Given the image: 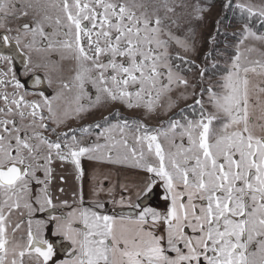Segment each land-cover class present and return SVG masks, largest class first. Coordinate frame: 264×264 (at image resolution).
<instances>
[{"label":"snow or ice","instance_id":"obj_1","mask_svg":"<svg viewBox=\"0 0 264 264\" xmlns=\"http://www.w3.org/2000/svg\"><path fill=\"white\" fill-rule=\"evenodd\" d=\"M216 6L0 0V264H264V0Z\"/></svg>","mask_w":264,"mask_h":264},{"label":"rangeland","instance_id":"obj_2","mask_svg":"<svg viewBox=\"0 0 264 264\" xmlns=\"http://www.w3.org/2000/svg\"><path fill=\"white\" fill-rule=\"evenodd\" d=\"M219 14H220V6L217 5L215 8L212 9V12L206 17L207 27L204 30L205 31V34H207L208 32H210L212 30V25H213L215 19L219 16ZM233 30L234 29H228L229 32H231ZM220 39H223V37H221ZM18 72H19V70H18ZM21 73H23V70L21 71ZM21 79L24 80L26 78L21 75ZM45 88L47 89V86L46 85H45ZM47 91L49 93H51L52 90L51 89H47ZM124 114L125 115H129V116L133 115V113H128V112H125ZM95 118L96 117H94V116H90L88 118V120L85 121V122H91ZM69 126L70 127H75L76 126L75 121H69ZM70 168H71V166H68V165H66L65 167L61 168L60 165H59V163H57V165H56L57 175H64L67 178V184L66 185H63V186L66 188V191H68V192H71L72 185H73V179H72V176L70 175ZM58 186H61L59 180H57L53 184L52 190H53L54 195L56 194L57 196H60V194L56 191V188ZM61 199H69V197L68 196H64ZM43 215L44 214H42V216Z\"/></svg>","mask_w":264,"mask_h":264},{"label":"crops","instance_id":"obj_3","mask_svg":"<svg viewBox=\"0 0 264 264\" xmlns=\"http://www.w3.org/2000/svg\"><path fill=\"white\" fill-rule=\"evenodd\" d=\"M82 164H83V166L86 168V169H88V171L89 172H91V163L89 162V161H87V160H84V161H82ZM125 171H127V172H129L130 174H131V172L133 171V170H125ZM85 191H86V193H87V185H86V188H85ZM56 195V194H55ZM64 196H61L60 198H63ZM158 198H160L161 200H163V198H162V196H159ZM54 203H58V201H56V200H54ZM154 204L155 205H162L163 204V202H158V201H155L154 202ZM63 209H58L57 211H62ZM36 216H37V218H41L42 217V214L41 213H38V214H36Z\"/></svg>","mask_w":264,"mask_h":264},{"label":"flooded vegetation","instance_id":"obj_4","mask_svg":"<svg viewBox=\"0 0 264 264\" xmlns=\"http://www.w3.org/2000/svg\"><path fill=\"white\" fill-rule=\"evenodd\" d=\"M15 68L17 69V70H19V73H21V71L23 70V67H22V65L20 64V62L17 60V62H16V64H15ZM29 83H30V81L28 82V87H29V90H31V87H30V85H29ZM44 87H45V85H44ZM155 201H158V202H163V200H161L160 198H158V197H153V203L155 202Z\"/></svg>","mask_w":264,"mask_h":264},{"label":"trees","instance_id":"obj_5","mask_svg":"<svg viewBox=\"0 0 264 264\" xmlns=\"http://www.w3.org/2000/svg\"><path fill=\"white\" fill-rule=\"evenodd\" d=\"M221 0H216V5H220ZM229 19H231V14H229Z\"/></svg>","mask_w":264,"mask_h":264},{"label":"water","instance_id":"obj_6","mask_svg":"<svg viewBox=\"0 0 264 264\" xmlns=\"http://www.w3.org/2000/svg\"><path fill=\"white\" fill-rule=\"evenodd\" d=\"M18 61H19V60H18ZM29 85H30V87H31V81H30Z\"/></svg>","mask_w":264,"mask_h":264}]
</instances>
